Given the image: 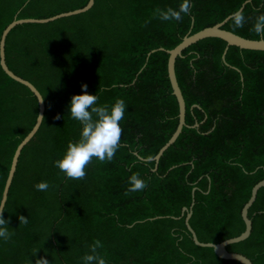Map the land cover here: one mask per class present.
I'll return each instance as SVG.
<instances>
[{
  "label": "trees",
  "instance_id": "1",
  "mask_svg": "<svg viewBox=\"0 0 264 264\" xmlns=\"http://www.w3.org/2000/svg\"><path fill=\"white\" fill-rule=\"evenodd\" d=\"M87 1L0 0V36L15 18H47ZM244 1L189 0L181 20L165 21L156 10H179L183 0H94L86 12L9 31L6 65L35 86L44 112L21 150L8 190L3 216L12 235L7 242L0 239V264H32L36 253L50 264H84L96 240L106 264H241L195 245L181 212L193 199L189 225L201 242L218 243L243 232L241 209L264 178V51L229 46L223 62L226 42L219 38L185 48L174 64L185 123L206 120L198 129L183 126L155 171L152 158L178 123L168 54L158 48H174ZM257 10L264 12V0L244 5L242 28L229 19L223 29L261 38L252 31ZM232 77L245 80H225ZM82 83L97 95V106L123 99L126 110L113 160L93 158L83 179H69L54 161L69 141L79 139L81 125L68 105ZM37 112L34 94L0 66V199L13 153ZM133 173L146 181L143 191H127ZM41 181L49 184L46 191L35 187ZM20 215L28 218L26 225L19 224ZM247 215L250 235L226 249L264 264V187Z\"/></svg>",
  "mask_w": 264,
  "mask_h": 264
},
{
  "label": "clouds",
  "instance_id": "2",
  "mask_svg": "<svg viewBox=\"0 0 264 264\" xmlns=\"http://www.w3.org/2000/svg\"><path fill=\"white\" fill-rule=\"evenodd\" d=\"M190 8L189 0H183L179 10L171 7L166 10L157 9L156 13L162 20H181L182 13H188ZM253 19L252 31L264 39V12H259ZM233 27L242 28L247 22L243 10H237L230 15ZM82 92L71 96L68 113L72 119L81 125L79 139L69 141L61 158L54 161L55 166L62 171L69 179H83L86 176V168L93 158L100 162H111L120 147L122 129L120 121L124 117L126 104L123 99H116L112 104L97 106L98 97L87 92V84H81ZM57 118H60L57 116ZM130 187L128 192L143 191L146 181L139 173H133L128 178ZM35 187L39 191H46L49 188L47 182H38ZM4 207L0 205V239L7 242L12 233L8 231L9 221L3 216ZM28 218L19 216V224L26 225ZM102 247L99 240L94 241L90 246L89 253L83 256L84 264H106L105 259L97 251ZM32 264H50L42 257L37 256Z\"/></svg>",
  "mask_w": 264,
  "mask_h": 264
},
{
  "label": "water",
  "instance_id": "3",
  "mask_svg": "<svg viewBox=\"0 0 264 264\" xmlns=\"http://www.w3.org/2000/svg\"><path fill=\"white\" fill-rule=\"evenodd\" d=\"M249 1L250 0H245L241 4L238 10H243L244 5ZM93 3H94V0H88L87 3L81 8L67 11V12H62V13H59V14H56V15H53L47 18H19V19L15 18L3 29L1 33V36H0V66L2 70L5 72L7 76H9L13 80L26 86L34 94L38 102V112H37L35 123L33 127L31 128V130L27 133V135L16 146V149L13 153L9 171H8L5 183H4L2 196L0 199V205H3V207L7 199L8 190H9V187H10V184H11V181H12L15 169H16L18 157L21 153V150L30 141V139L34 136V134L37 132L41 124V121L43 118V112H44V102H43L42 96L39 93V91L35 88V86H33V84H31L29 81L15 75L7 67L6 62H5V55H4L5 38L7 34L9 33V31L16 25L23 24V23H47V22L54 21L62 17H69L72 15L80 14V13H83L89 10L92 7ZM230 15L226 16L222 21L212 26L204 27L201 30L191 35L184 36L182 41L172 49L164 50L163 48H158L159 50L165 51L168 54L167 72H168V78L170 81V85L172 88V94L175 96L177 103H178V123H177L175 131L172 133L170 138L167 140V142L163 146H161V148L157 151V153L152 158V160L155 162L154 169H153L154 171L157 168V164H158L160 156L171 144L175 142L176 138L178 137V135L180 134L182 130V127L186 125L185 123V111H186L185 102H184V98L181 93V90L179 88V85L177 83V79L175 76V70H174L175 60L178 56H181L182 51L185 48H187L189 45L201 39L208 38V37L219 38L226 42V47L221 57L223 62H225V53L229 46H236L240 49L264 51V39L262 38L247 39V38L241 37L235 33H232L222 28L223 25L230 19ZM153 51L154 50H152L151 52ZM151 52H149L148 55ZM195 126H197V124H195ZM261 187H264V178L254 184V186L251 189V194H250L249 199L246 201V203L243 205L241 209V217L245 225L243 232H241L238 236L225 239L218 243L201 242L197 239L195 231L189 225V219L192 213V205L194 203L192 199V202L189 208H186V207L182 208L181 215H183L186 212L184 222H185L187 230L190 232L191 239L194 242V244L200 247L212 248L214 253L219 258L226 259V260H236L240 262L241 264H252L249 258L244 256L243 254L228 251L226 249V246L232 243L243 241L250 235L251 228H252V222H251V219L248 217L247 213H248L249 207L252 205V203L255 200L258 189ZM194 191H195V188L192 189V197L194 195Z\"/></svg>",
  "mask_w": 264,
  "mask_h": 264
},
{
  "label": "flooded vegetation",
  "instance_id": "4",
  "mask_svg": "<svg viewBox=\"0 0 264 264\" xmlns=\"http://www.w3.org/2000/svg\"><path fill=\"white\" fill-rule=\"evenodd\" d=\"M223 28V27H222ZM231 32V31H230ZM233 33V32H232ZM226 81H229V82H237V81H241L243 82L245 79L243 77H239V78H235V77H232V78H227L225 79ZM231 89H237L236 86H231ZM194 106L196 105H192L191 108H193ZM206 118H204L201 122H197L196 120L194 121L193 124H190V125H185V126H190V127H195V128H200L201 125H203V123L205 122ZM195 124H197V126H195Z\"/></svg>",
  "mask_w": 264,
  "mask_h": 264
}]
</instances>
